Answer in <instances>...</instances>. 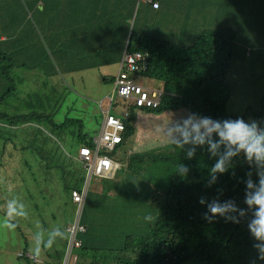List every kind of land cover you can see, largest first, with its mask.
<instances>
[{
  "label": "rangeland",
  "instance_id": "1",
  "mask_svg": "<svg viewBox=\"0 0 264 264\" xmlns=\"http://www.w3.org/2000/svg\"><path fill=\"white\" fill-rule=\"evenodd\" d=\"M212 1L215 6L209 7L205 17L207 21L202 20L203 25L207 24V30L213 31L220 24L228 25L236 31L242 42L256 44L257 40L252 37V30L250 31L247 22L231 23V12L234 8L226 4V0ZM192 2L195 1L180 0L173 5L164 6L162 11L165 13L160 18L149 16L148 19H144L141 16L143 31H146L147 24L153 25L146 31V36L151 38L155 36L153 29L156 26L169 32L179 33L185 30L184 25H186L196 32H201L200 24L187 20V16L197 12V9H187L182 13L175 11L178 5ZM174 12L176 18L171 16ZM163 17L167 20L161 21ZM36 20L37 16H34L30 22L23 23L20 39L14 45L21 51L10 55L11 63L26 64L27 67L12 69L10 73L12 81L9 87L13 88L11 91L13 95L9 96L5 110L11 114H29L33 120L24 126L0 129V222L5 219L6 203L10 199H17L23 203L27 212L26 217H17L13 220L18 226L15 231L0 228V264H27L25 261L16 262V257L25 259L33 257L29 249L37 231H43L47 238L49 232L56 228L63 230L66 225L72 226L78 218L79 209L71 200L70 189L66 188L71 176L69 169L66 170L67 174L63 175L60 170L49 168L47 165L67 162L65 166L68 168L71 166L70 169L76 174L73 182L80 175H84V184L87 183L88 175L77 160L79 148L84 144L78 135L83 133L90 138L100 132L104 120L102 111L108 109L107 97L114 91V82L106 80L115 78L119 72L117 65L121 54L120 52L116 54L118 46L113 44L112 36L103 53L76 52L74 38L67 36L50 38L36 26ZM33 28L34 33L30 34L29 30ZM110 29H114V26ZM133 32L131 31L130 35ZM91 45L93 49H98L94 42ZM114 55V58L110 57ZM250 58L248 61L246 59L238 62L229 75L228 83L232 88L233 96L226 113L231 117L246 115L247 108L255 111L261 108V99L264 97V49L254 52L251 61ZM102 67H107V70H102ZM239 80L242 83L238 82ZM136 81L143 86L148 83L159 85L155 80L142 77H136ZM3 83L4 79L0 80V94L4 91ZM15 99L19 104L17 107L11 105L15 103ZM116 102L118 103L116 108L121 110L123 115L118 114L117 111L112 114L127 122L128 118L125 114L130 111V102L119 98ZM135 111L133 120L135 133L116 149L119 161H117L115 177H92L89 202L85 203L81 212V219L86 216L89 218V224L93 225L87 238L93 239L90 242L92 246L102 249L86 250L81 246L69 251V243L64 244L63 240L58 239L53 248L45 250L41 257H53V264H91L94 258L107 257L105 252L116 247L119 243L117 238L123 235L124 230H129L125 228L126 226L136 225L137 222L140 224L141 220H144L145 206L139 193L152 192V183L157 176L156 171L146 168L145 160L148 161L146 154L153 151L173 153L175 146L169 143L166 131L173 120L183 119L190 113L182 111L179 115H175L168 113V110L166 114L157 116L150 111L139 109ZM256 114H252L251 110L249 118L245 121L248 123L256 121L260 128L264 129V117L258 119ZM68 119H75L77 123L67 124L64 129L55 126L61 125ZM3 125L9 126L6 123ZM22 131H26L27 137H20ZM167 146L169 149L165 150L164 147ZM52 152H55V157L62 156V159L48 158L49 153ZM197 153L203 156L210 155L206 147L197 148ZM134 155L136 161L130 162ZM125 177L127 179L121 190L123 198L119 195L118 185L114 183L123 181ZM132 182L136 184L132 186ZM79 183L80 180L77 181V184ZM96 186L101 188L96 190ZM158 186L167 189V191H158L156 205L152 203L153 209L160 213L159 209L169 193V181L164 180ZM101 193L103 196H99ZM161 195L162 198L159 197ZM37 223L40 225L39 228ZM140 226L144 227L142 224ZM119 229H122L121 232ZM136 242L138 243V240ZM62 250L64 251L60 257ZM129 253H133V257L134 249L129 250ZM112 256L117 257L118 260L129 255L113 253ZM69 257L71 260L67 261L66 258ZM74 257L77 259L74 260ZM116 260L112 259L111 263ZM104 261L107 263L109 260L105 258Z\"/></svg>",
  "mask_w": 264,
  "mask_h": 264
},
{
  "label": "trees",
  "instance_id": "2",
  "mask_svg": "<svg viewBox=\"0 0 264 264\" xmlns=\"http://www.w3.org/2000/svg\"><path fill=\"white\" fill-rule=\"evenodd\" d=\"M98 1L100 0H85L84 5H87L88 2ZM175 1L177 0L165 2L153 0V3L145 4L134 0L133 9L135 7L136 18L133 21L124 20L120 10H113L110 5L96 4L82 8L92 29L96 33L102 32L106 35L107 44H109L111 36L114 38L113 44L117 46L128 38L130 51L149 54L148 71L145 74L159 83L156 87L163 89L164 95H162V100L157 108L151 107L142 110L150 111L157 116L166 114L168 110V113L175 115H179L182 111H188L190 114L195 113L214 120L237 118L247 120L252 110V114L257 113L256 118L264 117V97L261 99L259 111L247 108L246 115L232 117L226 113L233 96L232 88L228 83L229 75L238 62L246 61V59L248 61L250 57L251 61L254 52L264 49V0H231V6L234 8L231 12V23L233 21L247 22L250 31L252 30V37L257 40L256 44L242 42L236 31L228 26L213 31L203 30L193 36L191 31H195L194 29L188 31L185 29L183 33H189L183 34L184 38L176 32H169L156 26L153 29L156 35L152 38L146 36V31L153 25L147 24L146 31H143V26L140 23L143 11H147L150 16L160 18L165 13L162 8L173 5ZM10 2H6V8H2H11L15 13L13 16H18L20 21L30 22L34 16H40L46 12L41 10V6H43V10L49 7L48 0H13V4L7 6ZM171 16L176 18V12ZM166 20L164 17L161 19V21ZM172 21L176 23L175 20ZM78 23L79 21L62 22L60 26L67 24V27L61 32L62 36L56 30L60 26L48 31L47 36L50 38L69 37L71 31L68 29ZM111 26H114V29H110ZM131 31L134 32L130 35ZM110 53L113 54V52ZM110 57L114 58L115 55ZM21 66L27 67L26 64H8L0 59V80L6 81L5 86L4 83L2 85L4 91L0 94V129L4 128L2 125L5 123L16 127L29 124L33 120L29 114H11L5 110L4 102L13 95L11 93L13 88L9 87L12 81L10 73L12 69ZM106 81L113 83L114 78H109ZM238 82L242 83L240 80ZM11 105L17 107L19 104L15 99V103ZM135 113L133 106L127 122L124 121L126 124L123 134L124 143L135 133L133 125ZM73 123H77V121L68 119L61 125L55 126L64 129L67 124ZM80 126L82 127V124ZM25 133L26 131H22L20 137H27ZM78 137L84 144L89 145L91 142V137L88 138L83 133ZM187 147L185 146L184 149L175 147L174 152L170 154L168 151H153L146 154L148 161L145 160V157L143 158L146 161V168L156 171L157 176L152 183V192L139 193L145 206L144 220L140 222L144 227H141L139 222L136 225L126 226L125 228H129V230H124L123 235L117 238L119 243L116 247L105 252L107 257L94 258L95 260L91 264H264V261L258 258L257 250L253 247L258 242L254 240L248 230L252 211L244 204L247 173L251 171L253 181H258L255 168L250 166L241 154L232 160L224 174L218 173L216 183L209 186L210 169L214 166L217 158L211 154L203 156L197 153L193 159H188ZM164 149L168 150L169 148L167 146ZM48 158L62 159V156L55 157V152H52L49 153ZM134 158L135 155L133 159H130V162L136 161ZM66 163H52L47 167L58 169L63 175L67 174L66 170L69 169L71 176L66 188L70 191L81 189L85 179L84 175H80L73 182L76 174L70 169L71 166L69 168L65 166ZM181 164L190 169L187 175H181L178 172ZM126 179L127 177L123 181L113 182L118 185L117 189L121 197H123L121 190ZM78 180H80L79 184H77ZM164 180L169 181V193L159 209V213L153 209L152 203L156 205L158 191H167L166 187L158 186ZM135 184L136 182H132V186ZM159 197L162 198L163 195ZM201 199H204V204L200 203ZM214 200L220 203L232 201L238 208L244 209L247 214L243 217L233 214L237 216L239 223H233L220 216L214 217L212 222H209L204 219V214L208 213V204ZM87 202H89V196ZM146 216H151V220H146ZM81 223L86 227V232L79 235L82 242L81 248L101 250L102 248L91 245V241H89L91 237L87 238L93 227L92 224H89V218L85 216L81 219ZM121 230L119 229V232ZM131 249L135 251L133 257V253H129ZM63 251H61L60 257H62ZM113 253L128 254L129 256L116 260L117 257L112 256ZM105 258L109 260L107 263L104 261ZM112 259L116 261L111 263Z\"/></svg>",
  "mask_w": 264,
  "mask_h": 264
},
{
  "label": "clouds",
  "instance_id": "3",
  "mask_svg": "<svg viewBox=\"0 0 264 264\" xmlns=\"http://www.w3.org/2000/svg\"><path fill=\"white\" fill-rule=\"evenodd\" d=\"M108 1H113V0H108ZM125 51H128L131 54L141 52V51H130L128 46V41L123 51V60H124ZM141 53H145V52H141ZM123 60H122V64H120V71L118 75L125 72V67L123 66ZM148 65H149V54H148L147 67L137 71L136 74L134 75L131 74V77L134 79L136 84L144 87L145 89H148L151 98H153L152 96L153 90H163V89L157 87L148 88L137 83L136 81V77H142V78H147L148 80H154L151 77H147V75L145 74L148 71ZM118 75L114 78L113 94L111 96H108L107 99L109 101V107L112 108L111 114L114 111H117L118 114L123 115L121 113V110L116 108V105H118L116 101L117 98L124 101H128V100H125L118 95V92L115 87ZM154 99L156 100V98ZM161 100L162 97L159 99L158 105L155 108H157L160 105ZM128 102H130V108H129L130 111L128 114H125L127 115L126 116L127 118H129L133 106L135 107V110L137 109L142 110L144 108L150 109L152 107V106L150 107L142 106L138 104L137 101L136 102L128 101ZM119 106H122V104H119ZM112 115L116 116L114 114ZM116 117L121 118L119 116ZM121 120L124 122L123 119ZM125 129H126V124H125ZM99 133L91 137V142L89 145L83 144V146L81 147L91 146L93 138L98 136ZM166 135L169 143L174 145L176 148L184 149L185 146H188L187 147L188 159H193L196 154V149L200 147H206L208 152L213 157L217 158L214 166L211 167L210 169L211 178L209 180V186L215 184L217 181V174L218 173L224 174L228 170V166L230 165L232 160L235 157L240 156L241 154H243V157L246 160V162L250 166H253L255 168V175L256 177H258V181L257 182L253 181L252 179L253 173L251 171L247 173V179L245 181L246 191L244 194V204L247 205V208L252 211V218L248 222V230L251 233L254 240L258 242L254 244L253 247L257 250L258 258L261 261H264V129L260 128L258 122L252 121L251 123H248L243 118H237L234 120L233 119L214 120L210 117L199 116L195 113H192L184 117L183 119L173 120L172 124L169 125L166 131ZM123 143H124V139H123ZM123 143L118 147H121ZM81 147L79 148L78 151L79 156L77 160L83 168V163L80 157ZM111 155L115 157L117 163V161H119V157L116 155V151H114ZM83 170L86 171L84 168ZM189 171L190 169L184 164H181L178 168V172L181 175H187ZM83 185L84 182L82 184V187ZM81 189H73L71 191V200H72V192L74 190H81ZM200 203L204 204L205 203L204 199H201ZM5 212H6L5 219H3L2 222H0V228L7 229L9 231H15L16 228L18 227L17 224L13 222L15 218L27 216L25 205L19 202L17 199H10L7 201ZM208 213H210L211 215H209ZM208 213L204 214V219L209 222H212L214 217L220 216V217H224L226 220H231L233 223H239V219L237 218L236 215L233 214H238L239 217H243L247 214L244 209L238 208L236 204L232 201L226 203H220L215 200L212 203L208 204ZM145 219L151 220V216H146ZM39 227L40 225L37 223V228ZM67 236L68 233L65 228L63 230H61L60 228L54 229L53 231L48 233L47 238H45L43 231H37L33 237L32 246L29 249L30 254L33 257H29V258H31V260H34L37 262V264H39L42 253L45 250L52 249L58 239L60 241L65 240Z\"/></svg>",
  "mask_w": 264,
  "mask_h": 264
},
{
  "label": "crops",
  "instance_id": "4",
  "mask_svg": "<svg viewBox=\"0 0 264 264\" xmlns=\"http://www.w3.org/2000/svg\"><path fill=\"white\" fill-rule=\"evenodd\" d=\"M48 1H49L48 3L49 7L43 10V6H41V10L43 12L45 11L46 12L42 13L40 16L39 15L37 16L36 26L40 27L44 31V33L47 35L48 31H52L53 29L59 27L62 22L67 23L68 21H79V23L74 25L73 28L70 27L68 29L69 31H71L69 37L75 39V47H76L75 51L76 52L81 51L83 53H89V54L103 53L106 51V47H107L106 35L103 34L102 32L96 33L92 29V27L88 23V18L86 17L85 12H83L84 9L82 7L92 6L96 4H101V5H106V6L110 5L113 10H120L121 16L124 20L129 19L133 21L136 18V11H134L135 7L133 9L134 0H113V1L100 0L98 2H88L87 5H84L85 0H48ZM163 1L165 2L168 0H163ZM177 1H180V0H177ZM177 1L173 2V4L176 3ZM192 1H195V2H192L190 4L178 5L175 11H179L182 13L184 10H187V9H192V10L197 9V12H192L191 16H187V20L200 24L199 27L201 29V32H203V30H207L208 26L207 24L203 25L202 20L203 19L206 20L205 17H206V13L209 10V7H214L215 3L212 0H192ZM6 2H10V1L3 0L0 2V59L10 64L11 63L10 55L21 51L19 47L14 46V45L19 41L20 30L22 28L23 23L26 21L25 20L20 21L21 19L18 16L17 17L13 16L15 15V13L11 10V8L4 9L6 8L5 6ZM225 2L226 4L231 5V0H227ZM12 4H13V1H11L7 6H11ZM131 16L133 17L130 18ZM141 16L144 19H148L150 15L147 14V11L144 10ZM224 26H228V25H222V24L217 25L215 30L225 28ZM66 27H67V24H64L60 26L59 28H57L56 30L62 36L61 32ZM184 28L186 29V31L191 30V28H189L186 25H184ZM34 31H35L34 28L32 30H29L30 34H33ZM201 32H196L195 30V31H191V34L193 36L195 35V33H201ZM188 33H183L182 31H180L177 34L182 35V37L184 38L183 34H188ZM92 38L93 40H91ZM187 38H190V37L187 36ZM127 40L128 38L125 39L123 43H120L118 45V48L116 49V54L118 55L119 52L121 54L120 60L118 59L119 61V64L117 65L118 71H120V64H122L123 51L127 44ZM92 42L95 43V46L98 48L97 50L92 48V45H91ZM86 58L90 59L89 56H86ZM86 67H88V65H86ZM90 70H93V69H90ZM102 70L106 71L107 67H102ZM5 84H6V81H4V86ZM157 85L148 83L145 85V87L156 88ZM7 101H8V98L4 103L7 104ZM2 126L4 128L11 127V126H6V125H2ZM42 166L44 165H41V167ZM41 167H39V169ZM14 174L15 176H17L16 171H14ZM100 188H101L100 186L95 187L96 190H99ZM99 196H103V193L99 194ZM67 226L69 225H66L65 229L67 228ZM67 239H68V236L65 240H63L64 244L68 243ZM89 241H92V238L89 239ZM16 258H17L16 262L25 261L27 264H30V263L37 264V262H35L34 260H31V258L29 259H25L21 257H16ZM76 259L77 257H74V260ZM52 260H53V257H40L39 264H53Z\"/></svg>",
  "mask_w": 264,
  "mask_h": 264
},
{
  "label": "built area",
  "instance_id": "5",
  "mask_svg": "<svg viewBox=\"0 0 264 264\" xmlns=\"http://www.w3.org/2000/svg\"><path fill=\"white\" fill-rule=\"evenodd\" d=\"M139 1L145 4L153 3V0ZM147 62L148 54L141 52L131 54L125 51L123 60L125 72L118 75L115 87L118 95L125 100L137 101L142 106L156 107L164 92L153 90V98H151L149 90L136 84L131 77V74L134 75L137 71L146 68ZM111 111L112 108L110 107L108 110L103 111L104 120L101 131L98 136L93 138L92 145L84 146L80 149L81 161L83 168L87 171L88 180L81 190H74L72 192V201L77 205L79 215L73 225L67 227L69 251L82 246L79 235L86 232V227L81 223V212L88 198L92 177L111 178L114 177L117 171L118 164L115 157L111 154L123 143L125 124L121 118L113 116ZM66 259L69 261L71 257Z\"/></svg>",
  "mask_w": 264,
  "mask_h": 264
}]
</instances>
